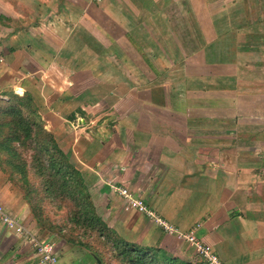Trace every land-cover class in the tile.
Instances as JSON below:
<instances>
[{
  "label": "crops",
  "instance_id": "crops-1",
  "mask_svg": "<svg viewBox=\"0 0 264 264\" xmlns=\"http://www.w3.org/2000/svg\"><path fill=\"white\" fill-rule=\"evenodd\" d=\"M12 95L34 99L124 240L198 260L175 233L126 211L111 184L181 232L201 225L197 237L224 264H264V0H0L4 106ZM101 100L117 125L77 139L70 123ZM0 200L56 244L60 264H104L1 180ZM0 264H42L1 218Z\"/></svg>",
  "mask_w": 264,
  "mask_h": 264
},
{
  "label": "trees",
  "instance_id": "trees-1",
  "mask_svg": "<svg viewBox=\"0 0 264 264\" xmlns=\"http://www.w3.org/2000/svg\"><path fill=\"white\" fill-rule=\"evenodd\" d=\"M3 103V102H1ZM8 117L7 127L13 134L4 147L10 151L12 142H19V174L24 185L30 187L28 166L23 163L24 148L35 153L32 168L37 165L44 170L41 175L47 177L45 193L54 200L64 199L70 204V223L81 229L82 235L95 236L97 245L93 247L76 237H67L69 243L85 247L104 264H206L202 260L185 261L165 255L160 249L142 247L124 240L99 216L92 200L89 188L80 169L74 161L59 147L55 137L44 129L35 101L31 97L20 99L12 95L7 106L0 110ZM11 118V119H10ZM5 128L0 126V129ZM15 136V137H14ZM53 152V153H52ZM49 165L41 166L40 159H46ZM40 210V209H39ZM45 221V220H44ZM47 222V220H46ZM55 230V227H53ZM53 231V230H52ZM62 233V232H60Z\"/></svg>",
  "mask_w": 264,
  "mask_h": 264
},
{
  "label": "rangeland",
  "instance_id": "rangeland-1",
  "mask_svg": "<svg viewBox=\"0 0 264 264\" xmlns=\"http://www.w3.org/2000/svg\"><path fill=\"white\" fill-rule=\"evenodd\" d=\"M95 103H100V107L102 106V108L98 109V107L91 109L94 110L97 120H95L94 124H90V133H87L89 131L87 130L84 134H82L87 138H91V136H94L96 133L100 132V130L101 132L105 129L111 130L115 127V125H117V122L119 120L118 111L114 104L101 100L97 102L93 101V103L89 105L92 106V104L94 105ZM3 107L5 108L6 106H4L0 101V110ZM7 117L8 116L4 114V111H0V126L5 127L0 129V180L3 181V183L11 185L15 192H20L21 195L26 194L29 199H31L32 202L30 204L33 205L35 211L40 209L41 215L44 216V218L55 227V230L53 229V232L58 235L59 239H67V237L73 236L76 237L79 241L83 239L85 243L95 248L99 247L100 245H97L98 241H96L95 236L85 235V237L80 238V235H82L83 231L79 228H74L72 226V223H70L69 221L70 204L64 201V199L54 200V198L49 197L45 193L47 177L41 175V172H44L41 167L39 169L40 174H38V161L36 162V166L34 167L35 169L32 168V161H35L36 159L35 153L26 150V148H24V156H22V159L23 163L28 166V171H30L28 173L30 187L24 185V180L19 174V142H12L10 145V151L4 147V142H8L9 139L13 137V134L10 132V129L6 125V123H8ZM96 128L99 129L96 131ZM70 130L71 132L73 131L71 123ZM70 130L68 128L66 131L69 132ZM81 138H83V136ZM40 164L41 166L44 164L45 167H47L49 165V162L47 158L44 160L40 159Z\"/></svg>",
  "mask_w": 264,
  "mask_h": 264
},
{
  "label": "built area",
  "instance_id": "built-area-1",
  "mask_svg": "<svg viewBox=\"0 0 264 264\" xmlns=\"http://www.w3.org/2000/svg\"><path fill=\"white\" fill-rule=\"evenodd\" d=\"M100 103H95L92 106L85 105L81 108L79 114L71 122L73 127V135L78 139L86 137L84 134L91 127L90 124H94L96 115L92 108L101 109ZM99 128H96V131ZM89 130L87 133H90ZM110 188L114 190L120 197L125 200V210L130 211L136 210L138 213L146 215L148 218L153 219L157 226L162 228L165 232L175 233L176 237L180 241L188 243L195 251L197 258L204 261L206 264H224L221 258L214 253L202 240H200L196 233L201 225H197L192 231L181 232L175 226L170 224L167 220L160 217L155 210L150 208L145 199L136 194L135 191L131 190L127 185H114L111 184ZM0 218L2 222L13 232L20 235L31 243L38 255L40 256L42 264H60V259L56 250V244L47 240H42L40 237L35 235L29 230L19 219L7 212L5 206L0 200Z\"/></svg>",
  "mask_w": 264,
  "mask_h": 264
}]
</instances>
